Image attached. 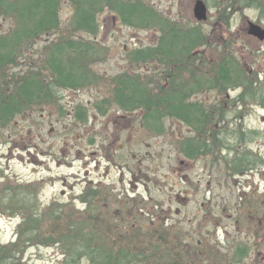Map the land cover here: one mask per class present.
Here are the masks:
<instances>
[{"label": "rangeland", "instance_id": "rangeland-1", "mask_svg": "<svg viewBox=\"0 0 264 264\" xmlns=\"http://www.w3.org/2000/svg\"><path fill=\"white\" fill-rule=\"evenodd\" d=\"M142 1L170 22L201 29L205 46L199 52L205 70L224 52L233 55L249 77L264 81V41L247 33L248 22L264 28V0H257L256 6L234 1L228 10L227 0H202L207 7L204 22L193 17L196 0ZM59 9L66 29L72 7L62 0ZM13 25L12 19L0 17V37ZM98 25L95 37L75 34L96 46L90 64L95 79L88 86L60 90L55 105L26 111L5 127L0 122V245L15 241L20 222L18 214L7 208L10 201L37 199L42 207L67 206L80 217L87 209L82 197L97 196L96 211L122 210L116 220L126 233L112 237L108 244L112 249L141 248L148 256L157 239L152 234L158 230L168 245L186 255L188 251L199 255L189 264H264V107L236 103L241 88L217 94L205 87L202 94L192 95L191 101L223 110L229 150L188 160L178 150L180 140L191 136L185 124L164 119L158 134L142 126L140 111L123 113L105 104V115L98 112L102 101H112L113 78L152 69L132 63L129 53L156 45L160 36L157 31L122 25L109 12L99 15ZM51 39H34L11 72L35 67L39 52ZM184 78L186 82L190 75ZM79 106L86 111L85 121L76 116ZM237 132L256 134L239 142L233 134ZM245 150L251 153L253 168L243 173L226 169L225 158ZM129 201L135 203L133 211L127 208L131 204L124 205ZM60 223L86 226L81 219L63 216ZM127 226L137 228L130 231ZM238 248L241 257L238 254L232 262ZM62 251L60 245L29 246L21 261L63 264Z\"/></svg>", "mask_w": 264, "mask_h": 264}, {"label": "trees", "instance_id": "trees-1", "mask_svg": "<svg viewBox=\"0 0 264 264\" xmlns=\"http://www.w3.org/2000/svg\"><path fill=\"white\" fill-rule=\"evenodd\" d=\"M61 1L0 0V17L14 21L12 30L0 37L1 126L5 127L15 116L26 111L55 105L60 90L83 89L95 79L90 64L96 58V46L75 38V34L97 36L98 17L103 12L113 14L122 25L157 31L160 36L156 45L129 53L132 63L152 69L113 78L112 101H102L96 107L101 115L106 113L105 104L113 105L123 113L140 111L142 126L158 134L163 132L164 119L185 124L191 136L180 140L178 150L184 158L192 161L229 150L223 110L191 101L192 95L202 94L205 87L217 94L241 88L236 103L256 102L264 107V81L249 77L233 55L222 52L219 58L210 62L208 71L202 67L205 61L199 49L205 43L198 26L184 28L170 22L142 0H65L72 7V16L67 28L63 29L59 20ZM234 1L247 6H256L254 3L257 2L227 0L226 10L233 8ZM40 37L52 39L39 52L36 66L25 72L12 73L11 67L22 61L20 53ZM23 56L27 55L24 53ZM185 75H190L186 82ZM77 111V118L85 121L84 107H77ZM233 134L238 135L239 142H244L256 133ZM250 155L245 150L230 159L225 158L226 169L233 173L251 170L255 162ZM91 192L96 194L94 190ZM34 200V203L23 199L8 203V210H14L20 222L15 230V241L0 245V264H23L21 260L27 247L34 245L62 246L63 264H189L197 261L199 256L189 251L186 255L174 244L168 245V240L158 230L152 234L157 239L153 241L155 245H151L153 249L148 256L141 248L133 251L110 248L108 244L113 236L126 233L116 220L122 210L116 214L117 210L111 213L98 207L96 211L97 196L82 197L87 209L85 216L80 217L67 206L58 209L54 208L55 205L42 207L37 199ZM133 202L124 203L125 206L131 204V207L127 206L129 211L135 209ZM60 216L68 220L81 219L86 226H64L60 223ZM126 228L132 231L137 227ZM241 251L238 248L232 262L238 254L241 257ZM157 252L161 253L155 255Z\"/></svg>", "mask_w": 264, "mask_h": 264}, {"label": "water", "instance_id": "water-1", "mask_svg": "<svg viewBox=\"0 0 264 264\" xmlns=\"http://www.w3.org/2000/svg\"><path fill=\"white\" fill-rule=\"evenodd\" d=\"M193 17L197 22H204L207 19V7L202 0H196L193 6ZM248 35L257 39L258 41H264V28L248 22Z\"/></svg>", "mask_w": 264, "mask_h": 264}]
</instances>
